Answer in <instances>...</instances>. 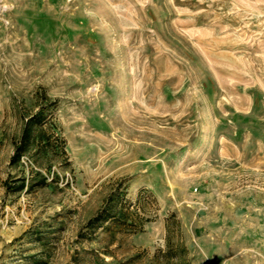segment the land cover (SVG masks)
<instances>
[{
  "label": "rangeland",
  "instance_id": "374dc122",
  "mask_svg": "<svg viewBox=\"0 0 264 264\" xmlns=\"http://www.w3.org/2000/svg\"><path fill=\"white\" fill-rule=\"evenodd\" d=\"M42 108L48 145L10 165ZM117 185L141 231L77 239ZM168 241L264 264V0H0V264H162Z\"/></svg>",
  "mask_w": 264,
  "mask_h": 264
},
{
  "label": "trees",
  "instance_id": "16d2710c",
  "mask_svg": "<svg viewBox=\"0 0 264 264\" xmlns=\"http://www.w3.org/2000/svg\"><path fill=\"white\" fill-rule=\"evenodd\" d=\"M45 123V114L43 108L38 112L31 115L24 121L20 136L14 145L13 154L9 159L10 165H15L19 162L24 153L28 151L31 145L45 146L48 145L49 139L43 128ZM45 179L38 180L36 185H44ZM6 192H18L25 186L24 178L15 179L13 186L6 180L4 182ZM32 184L30 185V187ZM122 194L120 192V186L114 187L113 191L104 199L102 205L96 210L93 216H91L85 223V225L78 231L77 239H90L94 235L95 231L102 228L107 231H111L113 228L124 229L127 231H141V227L133 220H129L131 216L127 209H123L121 205ZM115 230L112 231L111 237L114 236ZM45 236L42 233L36 235V242L43 243ZM186 248L180 244L170 243L166 244L164 251H158L154 255L156 261L163 260L162 264H189L185 258ZM179 255H183L181 258ZM31 256L30 258H34ZM133 258L127 260L126 263H131ZM39 263V262H36Z\"/></svg>",
  "mask_w": 264,
  "mask_h": 264
}]
</instances>
